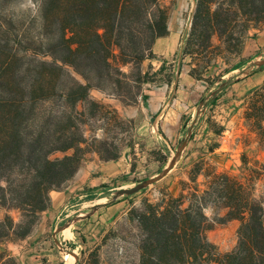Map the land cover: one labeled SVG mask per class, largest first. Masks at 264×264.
<instances>
[{"label": "trees", "instance_id": "obj_1", "mask_svg": "<svg viewBox=\"0 0 264 264\" xmlns=\"http://www.w3.org/2000/svg\"><path fill=\"white\" fill-rule=\"evenodd\" d=\"M19 1L0 0V242L30 232L49 207V192L72 179L88 152L114 160L129 146H115L88 128L85 116L96 117L102 108L110 109L108 124L132 123L109 104L89 99L92 88L170 85L174 76L161 78L164 58L152 73L151 64L145 70L142 65L157 59L153 44L169 32L170 7L162 0H31L34 10H17ZM262 27L264 0H195L179 55L190 59L189 76L208 83L201 110L230 81L208 74L217 60L227 64L240 55L248 30ZM243 106L264 151V81ZM191 127L182 124L181 141L192 137ZM222 130L218 125L211 132L219 136ZM219 145L212 140L200 152L187 180H179L177 195L165 188L155 202L145 200L141 211L132 210L141 230L138 264H264V158L243 151L233 174L210 157ZM209 205L213 218L204 212ZM231 220L239 222L236 243L221 252L207 232ZM89 256L84 264L98 263ZM0 264L18 262L4 250Z\"/></svg>", "mask_w": 264, "mask_h": 264}, {"label": "rangeland", "instance_id": "obj_2", "mask_svg": "<svg viewBox=\"0 0 264 264\" xmlns=\"http://www.w3.org/2000/svg\"><path fill=\"white\" fill-rule=\"evenodd\" d=\"M162 1L170 7L169 32L162 40L166 46L174 44L175 48L171 47L170 55L163 57L152 47L157 59H146L142 65L145 70L151 64L152 73L161 66L160 58L166 59L168 63L161 78L166 81L168 74L174 72L171 84L150 82L128 89L92 88L89 91V99L109 104L125 121L132 123L108 124L110 109L102 108L96 117L85 116L88 128L115 146L118 143L129 146L114 160H104L96 152H88L72 179L61 189L49 192V207L39 213L27 235L39 224V243L45 240L52 249L39 255L34 264H84L90 253L97 258V264H138L141 230L132 210L141 211L145 200L155 202L165 188L177 195L179 180H187L189 167L212 140L220 143L210 156L220 170L238 174L243 151L264 158L256 134L243 118L244 98L264 81V27L248 30L244 55H241L242 49L240 55L230 58L227 64L222 59L217 60V67L208 74H222V78L230 81L215 103L201 110V98L209 97L208 83L189 76L190 59L179 55L181 42L190 28L195 0ZM15 8L34 10V4L31 0H20ZM179 31L183 32L180 40ZM41 58L50 60L49 56ZM150 77L154 80L152 74ZM53 105L58 106V101ZM83 106L86 105L81 104L79 108ZM182 124L192 125V137L187 138L174 166L162 178L137 192L115 197L118 190L156 177L166 168L184 138ZM218 125L223 126V130L215 136L211 130ZM62 155L55 153L52 157ZM204 212L213 218L210 205ZM238 224L237 220L213 224L207 232L208 239L221 252H226L236 243ZM24 237L10 235L0 242V251L10 252L17 260L9 248Z\"/></svg>", "mask_w": 264, "mask_h": 264}, {"label": "crops", "instance_id": "obj_3", "mask_svg": "<svg viewBox=\"0 0 264 264\" xmlns=\"http://www.w3.org/2000/svg\"><path fill=\"white\" fill-rule=\"evenodd\" d=\"M182 34L183 32L179 31V40ZM164 38L165 37L157 38L153 47L155 48V52L163 55V57H168L170 55V48H175V45L166 46L165 40H162ZM244 49L245 47L243 48L241 55H244ZM38 233L41 234L39 224L35 225L29 235L20 239L17 244H14V246L9 248L11 252L17 256L19 264H34L33 261L37 262L39 255L52 249L48 246V242L45 240H42V242L39 243L41 236H38ZM41 243L44 244V246H42Z\"/></svg>", "mask_w": 264, "mask_h": 264}, {"label": "water", "instance_id": "obj_4", "mask_svg": "<svg viewBox=\"0 0 264 264\" xmlns=\"http://www.w3.org/2000/svg\"><path fill=\"white\" fill-rule=\"evenodd\" d=\"M186 142H187V139H184L182 141V143L180 144L179 148L176 151L175 158L166 166V168H164V170L161 171V173L158 176L150 178V179H148V180H146V181H144L142 183H139V184H137L134 187L118 190L116 192V194H115V197L118 196L119 194H122V193H125V194L135 193L138 190H140L141 188H143V187H145V186L157 181L158 179L162 178L174 166V164L176 163L177 159L180 157L181 152L185 148Z\"/></svg>", "mask_w": 264, "mask_h": 264}]
</instances>
